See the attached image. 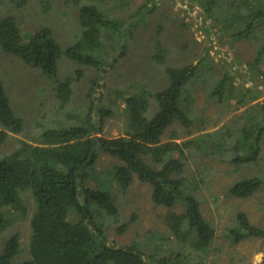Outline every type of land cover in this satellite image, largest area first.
<instances>
[{
  "label": "rangeland",
  "instance_id": "rangeland-1",
  "mask_svg": "<svg viewBox=\"0 0 264 264\" xmlns=\"http://www.w3.org/2000/svg\"><path fill=\"white\" fill-rule=\"evenodd\" d=\"M18 1L16 5V0H0V14L13 15L24 36L49 28L62 49L76 42L81 32L78 14L84 5L97 6L110 19L124 25L126 33L121 38L117 32L103 30L102 44L90 54L102 62L98 69L65 56L58 61V81H70L71 87L69 100L64 104L57 99L56 83L18 59L2 56L0 76L10 105L23 123L20 134L9 133L1 146L0 157L16 150L18 140L32 141L48 129L81 125L89 113L96 118L92 107H107L113 113L100 135L106 138L122 135L126 126L127 97L159 92L168 85L167 68L194 65L195 74L185 84L182 100L192 123L187 128L173 123L161 140L168 142L177 138V142H195L186 150L182 174L184 191L197 199L203 216L215 230L209 251L203 257L196 258L194 253L178 260L176 255L183 254V248L174 241L165 218L170 211L181 212L182 206L178 204L169 209L155 205L151 185L140 182L135 175L127 190L117 191L113 174L115 166L121 162L100 150L89 170L86 186L110 192L118 215L111 217L96 212L97 224L104 229L107 245L134 247L147 261L168 252L170 260L176 264H262L263 239L246 237L235 242L230 235L231 229H238L237 212H244L251 224L264 228V181L248 198L226 194L230 185L242 177L264 178V159L261 158L264 144L261 157L255 163L236 167L230 162L236 154L233 145L243 134L241 127H250L253 119L264 115H256L258 106H249L248 99L242 98L241 104L248 105L245 112L237 113L234 106L235 94L254 93L255 86H246L242 79L233 82L230 76L220 78L224 67L226 73L229 72L226 68L231 69L221 60L222 52L225 55L231 49L225 40L230 32L229 24L221 25V30L208 29L211 22L201 7L204 0ZM221 31L225 35L217 40ZM237 53L240 54L239 49ZM235 55L227 53L226 56L236 59ZM251 78L254 80L255 76ZM256 81L264 86L262 81ZM231 88L236 91L232 95L228 91ZM157 109L156 101L150 99L148 116ZM237 153H241V148ZM21 195L28 207L27 215L15 220L11 211L5 212L7 227L0 230V251L11 234H18L20 248L16 261L29 258L30 218L34 211L31 196L25 191ZM123 224L126 226L120 231Z\"/></svg>",
  "mask_w": 264,
  "mask_h": 264
},
{
  "label": "trees",
  "instance_id": "trees-1",
  "mask_svg": "<svg viewBox=\"0 0 264 264\" xmlns=\"http://www.w3.org/2000/svg\"><path fill=\"white\" fill-rule=\"evenodd\" d=\"M201 7L211 22L208 29L221 30V25L229 24L230 32H227L230 37L247 38L259 32L264 38V0H204ZM78 18L81 32L76 42L62 49L49 28L24 36L18 20L13 15L1 13L0 61L2 56H10L39 70L57 84V99L62 104L68 102L70 81H58V61L65 56L98 69L102 62L90 54L102 44L103 30L117 32L121 38L126 33L124 25L110 19L97 6H82ZM259 43L255 62L264 54V40ZM235 58L238 59V55ZM195 71L194 65L167 68L168 85L164 89L154 94L127 97L126 126L122 135L112 138L100 135L113 113L107 107H92L96 118L89 113L81 125L48 129L32 141L18 140L16 150L0 157V230L7 227L5 212L11 211L15 220H22L27 215L28 207L21 192H27L34 202L29 258L16 261L20 245L18 234L13 233L1 248L0 264H176L170 260L168 252L147 261L134 247L106 244L104 229L97 224L96 212L115 217L118 215L117 206L110 192L86 186L98 150L121 162L115 166L113 174L117 191L127 190L135 175L140 182L151 185L155 205L169 209L178 204L182 206L181 212L170 211L165 218L171 236L183 248L184 255L179 252L176 257L180 260L194 253L196 258L203 257L215 238V230L203 216L197 199L185 193L182 175L186 150L195 142H177V138L168 142L161 140L173 123L184 128L192 123L182 100L185 84ZM259 75L264 83V75L258 72ZM150 99L156 101L158 109L148 116ZM257 106V111L264 115V106ZM22 123V118L10 105L0 76V149L9 133H21ZM241 128L243 134L233 145L236 154L230 161L236 167L251 165L261 157L264 117L263 121L253 120L250 127ZM239 148L241 153H237ZM263 181V177H242L230 185L226 194L239 199L248 198L261 188ZM235 221L238 229L230 230L235 242L246 237L264 240V228L251 224L244 212H237ZM125 226L121 225L119 230Z\"/></svg>",
  "mask_w": 264,
  "mask_h": 264
},
{
  "label": "crops",
  "instance_id": "crops-1",
  "mask_svg": "<svg viewBox=\"0 0 264 264\" xmlns=\"http://www.w3.org/2000/svg\"><path fill=\"white\" fill-rule=\"evenodd\" d=\"M258 33L259 32L251 34L247 38L244 37L236 38L235 36L230 37L226 34V38H225L226 43L228 46L231 47L230 53L232 55H235L236 52V55H238V59H239V60L234 59V56L232 58L230 57L229 59H227V57H225V55L222 52L221 60L224 61L225 63H228L231 66L230 70L226 68L229 71L227 72L228 76H230L234 80L233 82H238L237 81L238 79L240 80L242 79L246 86H255L254 93L242 91L238 94H235L234 106H236L237 113L245 112L248 105L251 106L254 104L256 105L259 104L262 105V107L264 106V86H262V84L258 85L256 81V80L263 81V77L260 75L258 76V72L264 75V54L261 56L258 62H255L257 50L255 51L254 49L256 48V46L258 48L260 44L259 42L264 40V38H261L262 35ZM224 35L225 33L223 34L222 31L219 32L218 33L219 38L217 40H220V36H224ZM238 49L240 50V54H238L239 52L237 53ZM246 51H248V53H246ZM221 71L223 73V76H220V78L224 80L225 77H228L225 72V67ZM252 76H255L254 80H252L251 78ZM231 89L232 90H228L230 95L236 92L235 88H231ZM242 98L248 99L249 104L247 105L246 103L245 104L246 106L241 104L242 102H244ZM256 109H255V114L259 115L260 112L257 111ZM262 112H264V110H262ZM258 119H261L263 121V117L261 116L256 117L255 120L254 119L253 120L257 121Z\"/></svg>",
  "mask_w": 264,
  "mask_h": 264
},
{
  "label": "built area",
  "instance_id": "built-area-1",
  "mask_svg": "<svg viewBox=\"0 0 264 264\" xmlns=\"http://www.w3.org/2000/svg\"><path fill=\"white\" fill-rule=\"evenodd\" d=\"M227 53H228V55H229V53H230V52H227ZM227 53L225 54V57H227V56H226V55H227ZM230 54H231V53H230ZM221 56H222V55H221ZM227 58H228V57H227Z\"/></svg>",
  "mask_w": 264,
  "mask_h": 264
},
{
  "label": "water",
  "instance_id": "water-1",
  "mask_svg": "<svg viewBox=\"0 0 264 264\" xmlns=\"http://www.w3.org/2000/svg\"><path fill=\"white\" fill-rule=\"evenodd\" d=\"M93 155V151H92V153H91V156ZM79 193H81V191H79Z\"/></svg>",
  "mask_w": 264,
  "mask_h": 264
}]
</instances>
